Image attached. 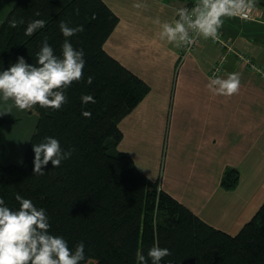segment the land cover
I'll return each instance as SVG.
<instances>
[{"label":"trees","instance_id":"obj_1","mask_svg":"<svg viewBox=\"0 0 264 264\" xmlns=\"http://www.w3.org/2000/svg\"><path fill=\"white\" fill-rule=\"evenodd\" d=\"M21 17L25 23L13 26ZM36 18L46 19L45 27L26 36L27 22ZM61 20L84 25L68 38L85 51L83 75L65 90L68 100L60 109L39 104L30 109L39 118L23 163L0 164V195L6 203L18 207L19 192L44 207L49 231L63 235L70 247L85 242L81 264H139L137 252L146 254L157 241L171 250L163 261L173 264H264V201L238 233L230 234L205 222L140 171L131 154L118 149L123 137L119 122L150 87L105 50L119 17L104 0H17L0 26V70L20 55L35 63L45 36L59 54L65 39ZM85 93L95 103L83 104ZM85 109L90 117L82 115ZM8 120L0 116V125ZM47 135L75 150L58 167L50 160L41 175L33 172V143ZM239 175L238 169L228 168L223 187L234 188Z\"/></svg>","mask_w":264,"mask_h":264},{"label":"crops","instance_id":"obj_2","mask_svg":"<svg viewBox=\"0 0 264 264\" xmlns=\"http://www.w3.org/2000/svg\"><path fill=\"white\" fill-rule=\"evenodd\" d=\"M119 21L105 50L149 85L119 122L120 151L163 190L210 225L236 234L264 201V76L230 54L222 72H236L239 91L215 94L208 87L221 49L207 38L181 61V45L162 40L157 17L196 0H104ZM17 0H0V26ZM139 3L140 7L135 4ZM250 18L223 17L220 31L264 68V2L250 0ZM0 125V164L21 165L39 115L13 100ZM228 168L239 171L234 188L222 185Z\"/></svg>","mask_w":264,"mask_h":264},{"label":"clouds","instance_id":"obj_3","mask_svg":"<svg viewBox=\"0 0 264 264\" xmlns=\"http://www.w3.org/2000/svg\"><path fill=\"white\" fill-rule=\"evenodd\" d=\"M140 7L139 3L135 4ZM244 0H196L191 8L176 9V17L170 21H161L159 17L153 23L160 26L159 37L174 43L176 46L190 45L194 38L218 37L223 24V17L237 16L244 13ZM39 16V11L36 13ZM13 26L24 24L23 17L12 21ZM44 18L27 22L24 29L26 36H32L45 27ZM59 28L65 37L61 52L57 54L49 38L44 37L35 63L28 62L20 55L16 62L0 70V115L10 112L11 105L4 102L10 99L20 109H31L39 104L42 108L60 109L67 103L66 89L73 81L80 80L86 63L85 51L73 45L69 37L84 30L83 24L71 25L66 20L59 22ZM93 77L87 78V83ZM240 77L236 72L226 77L214 75L209 78L207 87L215 94L231 96L239 91ZM95 103L90 93L81 95V102ZM82 115L90 117L91 111L83 110ZM74 148L62 147L60 139L55 136H44L40 142L33 143V172L43 174L51 160L53 166H59L69 159ZM15 199L18 207H10L5 197L0 195V264H81L85 261V242L80 241L74 247L69 246L63 235L55 234L51 228L50 216L44 207L17 192ZM171 250L155 242L145 254L137 252L139 264H173L164 262Z\"/></svg>","mask_w":264,"mask_h":264},{"label":"built area","instance_id":"obj_4","mask_svg":"<svg viewBox=\"0 0 264 264\" xmlns=\"http://www.w3.org/2000/svg\"><path fill=\"white\" fill-rule=\"evenodd\" d=\"M244 3L246 5L244 9V13L242 15H237V16L241 18H250L253 12L252 5L249 3V0H244ZM180 7L191 8L192 6L188 4H184L179 6L178 8ZM203 38H204L203 36H197L194 38L193 42L190 45L182 44L180 50L181 58H183L187 53L194 51L200 45ZM207 39L210 40L212 43L218 45L221 49V54L219 56V59L215 62L211 71L213 76L219 75L222 72L225 62L230 54L235 55L238 61L245 63L248 66V68L251 69L252 71L258 72L262 76H264V68L259 66L253 60L250 54L237 49L234 46L231 39L226 38L222 31L219 30L218 37L215 40H213L212 38H207Z\"/></svg>","mask_w":264,"mask_h":264}]
</instances>
